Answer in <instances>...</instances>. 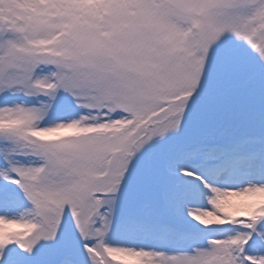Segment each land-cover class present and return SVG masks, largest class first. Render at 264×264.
<instances>
[{"label": "snow or ice", "instance_id": "obj_1", "mask_svg": "<svg viewBox=\"0 0 264 264\" xmlns=\"http://www.w3.org/2000/svg\"><path fill=\"white\" fill-rule=\"evenodd\" d=\"M0 264H264V0H0Z\"/></svg>", "mask_w": 264, "mask_h": 264}]
</instances>
